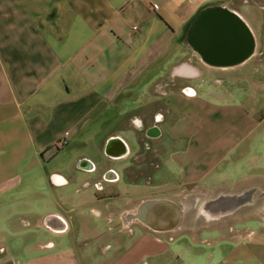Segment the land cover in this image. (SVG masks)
I'll return each mask as SVG.
<instances>
[{"label": "crops", "instance_id": "crops-1", "mask_svg": "<svg viewBox=\"0 0 264 264\" xmlns=\"http://www.w3.org/2000/svg\"><path fill=\"white\" fill-rule=\"evenodd\" d=\"M224 2L257 48L214 68L183 39L201 8ZM251 97L258 106L242 116L232 104L230 127L210 142L197 112L180 125L201 99ZM62 137L69 144L56 148ZM84 158L94 171L79 167ZM57 173L68 183L55 185ZM249 184L264 187V0H0V264H264V201L211 225L186 218L174 232L128 220L147 201L184 207Z\"/></svg>", "mask_w": 264, "mask_h": 264}, {"label": "water", "instance_id": "water-1", "mask_svg": "<svg viewBox=\"0 0 264 264\" xmlns=\"http://www.w3.org/2000/svg\"><path fill=\"white\" fill-rule=\"evenodd\" d=\"M183 43L204 64L214 68L241 65L255 54L257 48L255 32L245 18L231 7L230 2L212 3L201 8L188 26ZM115 137L122 140L125 154L128 155L130 146L121 136H112L108 142L111 143ZM78 165L89 171L96 169L89 158H84ZM53 183L62 186L68 180L57 173L53 175ZM261 201H264V187L249 184L238 189H220L208 197L195 196L184 207L168 199L147 201L140 206L138 213L129 215L128 220H142L158 232H174L184 226L186 218H191L188 225L193 227L211 225L254 208ZM54 217L68 228L64 216L57 213Z\"/></svg>", "mask_w": 264, "mask_h": 264}, {"label": "rangeland", "instance_id": "rangeland-1", "mask_svg": "<svg viewBox=\"0 0 264 264\" xmlns=\"http://www.w3.org/2000/svg\"><path fill=\"white\" fill-rule=\"evenodd\" d=\"M253 64V63H252ZM251 67V65H250ZM209 80V79H208ZM210 80H214V76L211 77ZM211 81H207L205 83L206 86L208 85H211V86H214V83L211 82ZM209 86V88L211 90H213V87ZM234 90H237V95L241 96H246V87H245V84H239V85H236L234 86ZM248 93L250 94H254L253 96H258V95H262V94H259L258 91L255 89L254 91H252L251 88H248L247 89ZM252 98V100H251ZM251 98H248L247 100L243 101L242 103H239L238 101H233L232 103L230 102H227V103H221V104H215L212 101H210L211 99H207V100H202L201 101L199 100V102H196L194 104H191V114H186L182 120H183V123H181L180 125L181 126H187L189 125V122H190V125L191 124V121H192V117L193 115L197 112V117H195L194 119V123H195V126L199 127L201 125H203L202 123L204 121H207L206 124H204L201 128H202V134L205 135L203 136V138L205 139L206 142H210L211 140H214L217 136V134H214L215 131L218 133L219 131H224L226 129H228L231 125V122H232V118L231 116L228 114H226V112H229L232 110V104L235 105L237 107V110L239 112V115L242 114V116L244 115V113L247 111V108H250V107H253L256 108L258 106V102L257 100L255 101L254 97H251ZM217 108V110L219 108H221L219 111H217V113H215L214 115V109ZM185 110V109H184ZM199 110V111H198ZM192 115V116H190ZM200 123V124H199ZM179 125V126H180ZM244 132H239V134H235V135H231L230 134V137L228 140L224 141V142H219V140H216V144L218 146V148L216 150H214V152L216 153V156L222 152V150H225L227 149L228 147L230 146H233L237 141L238 139L241 137L240 134H243ZM246 143V141L243 142V144ZM243 146V145H242ZM65 147V146H64ZM210 158H205L204 160H209ZM248 223H250L251 225H256V223L252 222V221H249Z\"/></svg>", "mask_w": 264, "mask_h": 264}, {"label": "flooded vegetation", "instance_id": "flooded-vegetation-1", "mask_svg": "<svg viewBox=\"0 0 264 264\" xmlns=\"http://www.w3.org/2000/svg\"><path fill=\"white\" fill-rule=\"evenodd\" d=\"M157 124H158V122L155 121L154 124H153L152 126H150L149 128H150L151 130H154V127H155ZM149 128H147V126H146V124H145L144 122L142 123L141 131H142L143 133L147 134V130H148ZM115 138H116V137H115ZM147 138H148L147 136H145V137L143 138V145H144V146H149V145H150V143L147 142ZM117 140H118V138H117ZM153 168H154V167H153ZM153 168H152V166L149 167V172H150V173H152V170H151V169H153ZM149 176H150V175H149ZM149 179H150V178H149ZM96 188H97L98 190H102V189H103V186H102L101 182H96ZM110 189H111L110 197H112V199L118 197V194H116V192H115L116 189H115L113 186H112Z\"/></svg>", "mask_w": 264, "mask_h": 264}, {"label": "built area", "instance_id": "built-area-1", "mask_svg": "<svg viewBox=\"0 0 264 264\" xmlns=\"http://www.w3.org/2000/svg\"><path fill=\"white\" fill-rule=\"evenodd\" d=\"M138 28V26H134V29H137ZM69 144V140H68V138H66V137H62V138H60V139H58L57 141H56V143H55V147L56 148H62V147H64V146H67Z\"/></svg>", "mask_w": 264, "mask_h": 264}]
</instances>
